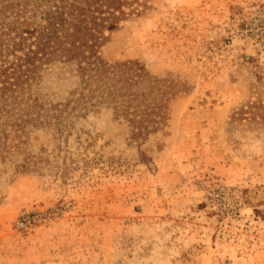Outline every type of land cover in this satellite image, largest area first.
<instances>
[{"label":"rangeland","instance_id":"1","mask_svg":"<svg viewBox=\"0 0 264 264\" xmlns=\"http://www.w3.org/2000/svg\"><path fill=\"white\" fill-rule=\"evenodd\" d=\"M63 1L0 0V70ZM121 10L95 51L155 80V122L60 52L0 79V264H264V0Z\"/></svg>","mask_w":264,"mask_h":264},{"label":"trees","instance_id":"2","mask_svg":"<svg viewBox=\"0 0 264 264\" xmlns=\"http://www.w3.org/2000/svg\"><path fill=\"white\" fill-rule=\"evenodd\" d=\"M63 2L59 12L48 15L43 25L28 33L29 36L35 34V39L25 45V39L21 38L15 44L23 53L15 56L8 68L0 70V79L8 78L9 88L15 87L33 72L37 60H47L51 54L60 52L78 61L83 90L88 93L84 95L85 99L96 97L118 103L122 113L138 118L134 122L139 125L144 121L155 122L153 116L163 106L162 98L156 99L149 88L148 91L134 89L144 84L146 79H149V84L155 80L138 62L111 65L100 59L95 51L103 29H115L122 19L124 0ZM7 85L0 86V90L5 91Z\"/></svg>","mask_w":264,"mask_h":264}]
</instances>
